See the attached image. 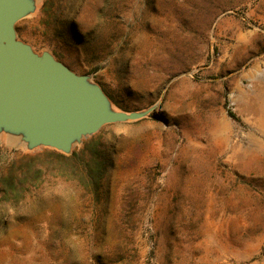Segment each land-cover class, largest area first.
I'll return each mask as SVG.
<instances>
[{
  "label": "rangeland",
  "instance_id": "1",
  "mask_svg": "<svg viewBox=\"0 0 264 264\" xmlns=\"http://www.w3.org/2000/svg\"><path fill=\"white\" fill-rule=\"evenodd\" d=\"M33 1L16 39L156 106L69 154L0 130V264H264V0Z\"/></svg>",
  "mask_w": 264,
  "mask_h": 264
},
{
  "label": "water",
  "instance_id": "2",
  "mask_svg": "<svg viewBox=\"0 0 264 264\" xmlns=\"http://www.w3.org/2000/svg\"><path fill=\"white\" fill-rule=\"evenodd\" d=\"M33 10V0H0V130L21 135L29 147L69 154L103 125L137 120L155 109H114L86 75L16 39L15 23Z\"/></svg>",
  "mask_w": 264,
  "mask_h": 264
},
{
  "label": "trees",
  "instance_id": "3",
  "mask_svg": "<svg viewBox=\"0 0 264 264\" xmlns=\"http://www.w3.org/2000/svg\"><path fill=\"white\" fill-rule=\"evenodd\" d=\"M71 155H73V154H71ZM59 156H61V157H65V156H63L62 154H59ZM100 178H101V177L98 176L97 183H96V187H98V182H99Z\"/></svg>",
  "mask_w": 264,
  "mask_h": 264
}]
</instances>
